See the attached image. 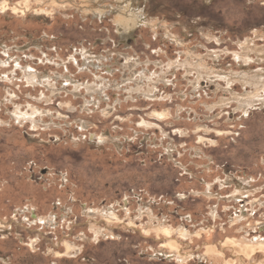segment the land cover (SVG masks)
Instances as JSON below:
<instances>
[{
  "label": "rangeland",
  "instance_id": "374dc122",
  "mask_svg": "<svg viewBox=\"0 0 264 264\" xmlns=\"http://www.w3.org/2000/svg\"><path fill=\"white\" fill-rule=\"evenodd\" d=\"M4 2L0 264H264V0Z\"/></svg>",
  "mask_w": 264,
  "mask_h": 264
},
{
  "label": "bare ground",
  "instance_id": "6f19581e",
  "mask_svg": "<svg viewBox=\"0 0 264 264\" xmlns=\"http://www.w3.org/2000/svg\"><path fill=\"white\" fill-rule=\"evenodd\" d=\"M123 3H125V5L128 7V11L129 12H127L126 11V13H125V15H126V17H124V19H123V15H122V21H121V24H122V26L124 27V28H127V27H129V26H138V25H140V24H142V23H144L145 21H147V20H145L146 19V17L144 16V14H143V12L142 11H140L139 9H138V7H136L135 6V0H121ZM144 1V0H143ZM140 2V1H139ZM122 3V4H123ZM143 4V3H142ZM119 6V5H118ZM141 8V7H140ZM0 9H2L3 11H6L7 9H8V6H7V3L6 2H4V3H0ZM100 9V8H99ZM103 9V8H102ZM113 9V8H112ZM1 10V11H2ZM26 10H24L23 12H25ZM97 11V10H96ZM105 11H107V10H105ZM109 11V10H108ZM123 12V11H122ZM119 13V12H118ZM120 15V14H119ZM176 41V40H175ZM94 63V62H93ZM138 63V62H137ZM95 64V63H94ZM207 69V68H206ZM32 73V72H31ZM38 75V74H37ZM37 76L35 75V74H30L29 75V78H36ZM258 79V78H257ZM260 79V78H259ZM244 80V79H243ZM38 82V81H37ZM77 84V83H76ZM263 85H262V83L261 84H258V85H256V87L257 88H261ZM61 92V91H60ZM156 92V91H155ZM79 93H80V91H79ZM148 94V93H147ZM150 94V93H149ZM148 94V95H149ZM152 94V93H151ZM150 94V95H151ZM155 96V95H154ZM153 96V97H154ZM89 105V104H88ZM243 108V107H242ZM160 114V113H159ZM102 137V136H101ZM238 190V189H237ZM91 213V212H90ZM93 213V212H92ZM110 213V212H109ZM96 215V214H95ZM107 215H108V218L109 219H115V218H117V216H116V214H114L113 212L111 213V214H108L107 213ZM106 215V216H107ZM111 222V221H110ZM163 228V227H162ZM164 230V229H163ZM166 233H170V230L169 229H165L164 230ZM170 237H171V235H170ZM258 241V240H257ZM257 241H255V242H257ZM253 242V241H252ZM260 242V241H259ZM231 243H233V242H231ZM264 243V242H263ZM262 244V243H261ZM231 245V244H230ZM237 246H238V244H236ZM257 245V244H256ZM233 246V245H232ZM67 247L68 248H70V246L69 245H67ZM227 247V246H226ZM256 247V246H255ZM229 248V247H228ZM218 250V249H217ZM254 250H255V248H254V245H253V243L251 244V243H249V244H247V245H245L244 246V248H243V252H244V254H246V255H248V258H250L251 257V255H252V253L254 252ZM208 252H211L213 255H214V253L216 252V249H215V247L213 246V247H209L208 248ZM221 252V251H220ZM219 255V254H218ZM249 255H250V257H249ZM216 257V256H215ZM232 264V263H231Z\"/></svg>",
  "mask_w": 264,
  "mask_h": 264
}]
</instances>
